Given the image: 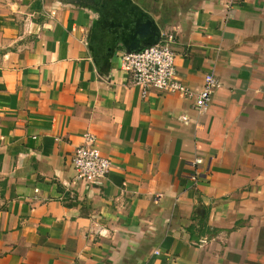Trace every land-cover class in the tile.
Returning a JSON list of instances; mask_svg holds the SVG:
<instances>
[{
    "label": "crops",
    "instance_id": "1",
    "mask_svg": "<svg viewBox=\"0 0 264 264\" xmlns=\"http://www.w3.org/2000/svg\"><path fill=\"white\" fill-rule=\"evenodd\" d=\"M129 10L202 110L128 84ZM0 264H264V0H0Z\"/></svg>",
    "mask_w": 264,
    "mask_h": 264
},
{
    "label": "built area",
    "instance_id": "2",
    "mask_svg": "<svg viewBox=\"0 0 264 264\" xmlns=\"http://www.w3.org/2000/svg\"><path fill=\"white\" fill-rule=\"evenodd\" d=\"M173 42V34L163 33L155 44L143 46L139 51L122 52L121 62L128 74L127 82L139 88L142 98L152 91H167L193 100L194 108L202 110L220 82L213 74H206L199 90L188 88L176 75ZM179 119L184 122L189 120L186 115H181ZM72 162L76 179L87 183L103 180L111 166L109 158L101 153L95 136L90 133L83 134V142L73 151ZM191 163L200 164L201 159L195 158ZM197 175V171H193L190 176L195 180Z\"/></svg>",
    "mask_w": 264,
    "mask_h": 264
},
{
    "label": "water",
    "instance_id": "3",
    "mask_svg": "<svg viewBox=\"0 0 264 264\" xmlns=\"http://www.w3.org/2000/svg\"><path fill=\"white\" fill-rule=\"evenodd\" d=\"M127 14L131 17H129V25L125 29L122 37L127 52L139 51L143 46L157 43L159 40V31H153L148 20L139 18L138 12L133 13L129 10ZM136 20H142V27L137 26Z\"/></svg>",
    "mask_w": 264,
    "mask_h": 264
}]
</instances>
